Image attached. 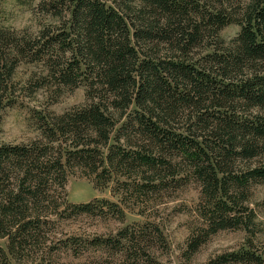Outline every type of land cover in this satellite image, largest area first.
Returning a JSON list of instances; mask_svg holds the SVG:
<instances>
[{
	"label": "trees",
	"instance_id": "16d2710c",
	"mask_svg": "<svg viewBox=\"0 0 264 264\" xmlns=\"http://www.w3.org/2000/svg\"><path fill=\"white\" fill-rule=\"evenodd\" d=\"M37 11L54 23L34 37L0 29L1 94L27 61L42 63L43 82L84 81L88 103L38 114V139L0 144V264L39 245L53 218L118 212L105 200L67 201L78 170L104 188L117 172L162 167L173 177L185 164L208 198L224 197L188 250L221 230L250 233L252 220L231 214L264 183V0H40ZM232 24L240 31L225 42ZM238 161L256 164L237 174ZM206 264H264V242L249 238Z\"/></svg>",
	"mask_w": 264,
	"mask_h": 264
},
{
	"label": "rangeland",
	"instance_id": "374dc122",
	"mask_svg": "<svg viewBox=\"0 0 264 264\" xmlns=\"http://www.w3.org/2000/svg\"><path fill=\"white\" fill-rule=\"evenodd\" d=\"M40 0H0V29L36 36L54 20L39 14ZM240 27L228 25L219 33L227 42L237 36ZM42 63L21 61L11 80L0 92V144H25L40 137L38 114H62L88 103L87 85L77 88L44 82ZM43 83L44 86L41 84ZM41 85V86H40ZM236 162L234 173L255 165ZM175 176L159 168L153 175L144 168L135 173L117 172L104 188H97L94 176L79 170L69 175L66 192L72 204L105 200L117 205L118 212L103 215H76L62 220L53 218L39 245L20 255L9 257L11 264H206L209 260L264 242V183H251L242 205H236L232 216L252 220L249 231L237 226L208 236L195 252L188 250L192 238L203 237L208 216L219 202L220 194L208 198L192 167L177 164ZM146 173V174H145ZM156 178V187L146 185ZM163 180V183L159 181ZM222 194V192H221ZM236 195V194H235ZM223 196V195H222ZM120 211V212H119ZM122 213V214H120ZM108 244H99L100 241ZM7 241L0 239L6 250Z\"/></svg>",
	"mask_w": 264,
	"mask_h": 264
}]
</instances>
